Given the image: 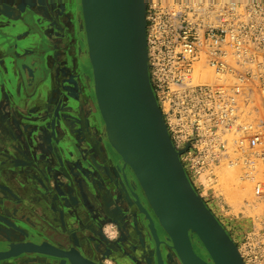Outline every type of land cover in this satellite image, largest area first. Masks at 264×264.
<instances>
[{
    "label": "built area",
    "instance_id": "1",
    "mask_svg": "<svg viewBox=\"0 0 264 264\" xmlns=\"http://www.w3.org/2000/svg\"><path fill=\"white\" fill-rule=\"evenodd\" d=\"M148 77L182 168L234 173L262 205L236 245L264 264V0H144Z\"/></svg>",
    "mask_w": 264,
    "mask_h": 264
},
{
    "label": "flooded vegetation",
    "instance_id": "2",
    "mask_svg": "<svg viewBox=\"0 0 264 264\" xmlns=\"http://www.w3.org/2000/svg\"><path fill=\"white\" fill-rule=\"evenodd\" d=\"M26 1L29 2V0H0V60L4 59L5 66L8 68L6 75H4V71L0 67V76L2 80L3 77H9L11 71L9 69L10 65L8 61L12 59L18 75L16 76L17 80H14V90H11L8 83L4 84L9 90L5 88L8 93L3 94L0 97V124H4V127L7 125V123H5L7 115L9 114L7 106L12 108V103H14L15 106L17 105L16 107L21 106L22 104L28 105V107H36L38 105L40 109L41 100H45L47 97L54 96L55 94L58 95L55 89V84L58 79L56 70L57 68H60L61 60L66 59L68 64L73 65L74 67H76L77 62H81L82 65H80L79 68L76 67L78 72L75 73L78 76L77 80L80 83L79 88L82 96L87 101L81 105L79 112L76 113L75 110H72L71 113H61L59 116L56 114L57 109L54 108L56 105L53 100L52 103H48L50 106H53V116H44L43 119L42 116L38 115L39 111H35L36 109L34 111L31 109H29L30 111L24 109L23 119H21L20 122L26 125L29 129L33 128V126H36L37 128L41 127L40 125L45 126L49 124L51 131L42 126L39 130L40 132H33V138L35 139L37 136L43 137L44 143L46 142L45 140H52L53 138V142L54 140L57 141V143H53V159L55 157L62 161L66 159L68 161L70 156L65 152H63L62 159L61 157H57V155L60 154L57 149L60 148L62 150L66 146L64 145L67 141L66 137H69L71 134L70 131H66L64 125L65 122L63 120H66V122L70 120H79V125H81L80 132L85 136L87 135L86 137L89 136L88 138L91 139L93 143V155L91 153H82L80 162L83 165L84 163L87 164L96 174L98 172H111V176L114 177L116 183H118L119 187L117 188L119 189V193H121L119 195L120 199H116V197L114 198V196L111 195L109 198L108 196H104L102 201L104 204L103 209L108 215L105 214L106 217L114 220L121 235L127 237V234L121 232L122 230L124 231L125 216L123 215V210L126 209L127 206H130L128 209L131 212H138V217L144 224L147 225L149 219L152 220L157 239L151 231L149 232V235H145L146 240H143L142 237L139 238L137 234L139 232L134 231V234L137 236L135 235L136 237L132 238L133 240L130 241L129 244L121 245L120 242L109 244L106 239L107 237L102 230L103 222H105L103 218L105 216L104 214L103 216L97 214L95 217L94 208L89 202L87 196H80L71 192L69 197H66L65 194V197H62L61 194L60 196L55 194V191L60 193L59 189H62L59 187V184L62 182L64 173L56 171L54 167L52 177L53 191L52 188H48V192L53 195L56 200L50 202V208L40 204V207H43L44 209V213L37 212L33 208L35 207V204L39 205V203L35 202L38 200V196H31L23 191H19L18 194H16L9 186V188L4 187L6 185L5 183L3 187L0 186V188H2L1 191L3 192V196H0V205H3L8 209V214L0 213V220L5 223L2 224V222H0V251L7 250L8 244L11 242L29 241L37 244L48 242L63 250H69L73 247L77 249L81 255L98 264H107L106 262H103L106 259H109L111 264H134L133 258H136L134 255V250L136 248L135 245H138L139 247L142 246L141 249H144L145 246L148 249H145L146 256L144 261L138 260V263L135 262L136 264H142V262L143 264H181L172 253L168 256L166 255L167 249L170 250L169 245L172 244L168 239L166 232L160 226L156 216L146 204L142 191L129 167L124 165L121 158L109 148L105 140L100 137V133L97 132V128L92 122V118L94 113L97 112V108L94 102L95 98L89 100L90 97H94L92 80L90 79L92 75L91 66L89 62H87L86 57H83L86 56V54H83L84 35L80 28L78 18L79 13L72 14L69 8V2L72 1L75 9L79 10L81 5L80 0H30V2L36 1L34 7L31 5H25L24 2ZM43 1H45L44 4L41 3ZM46 11L51 13V15L53 14V17L51 15L48 16ZM16 14L17 16H14ZM66 27L69 28V31ZM78 28H80L82 38L78 32ZM67 32L69 33L70 39L72 38V41L74 40L72 42L74 52H72L70 56L68 53L62 55L64 54V47L62 48L64 43L62 41L65 40L64 36L67 35ZM5 40L9 42H6ZM27 40H31L32 42L36 41L37 44L28 43L25 46L24 42ZM80 49L82 50V55L79 53ZM43 80H46L48 83V92L45 94V98H41V94L39 93L35 95L38 84ZM18 86H20L21 92H18ZM22 88L24 89V93L22 92ZM44 92L46 93V91ZM58 93L60 94V92ZM68 104L75 107L76 103L74 100H69ZM74 125L75 128L73 129H79L77 123ZM3 135L5 134L0 132V138L3 137ZM15 136L16 135L11 134L10 138L12 140L14 139V141L11 142H16ZM32 144L33 145L29 147V151H33L36 145H38L37 142ZM9 146H11V148L13 147L12 149L17 147L15 144H9ZM1 148L2 147L0 146V158H13L11 160H16L14 157H16L18 153L16 154V152L13 151L12 154L11 150L7 152L5 148ZM18 148L19 147H17V149ZM40 152L41 151H39V153ZM90 155L95 157L94 161L93 158L89 157ZM22 156L23 153L22 155L18 154V157ZM94 163H97L99 167L95 166ZM66 164H69V162ZM18 167L21 168V166ZM43 176L45 179H49L47 183L52 181L51 178L48 177V174L43 173ZM36 180L41 182L38 176H36ZM5 193H7V195H4ZM35 197H37V199ZM52 203H54L53 207L51 205ZM66 203L70 204V207H65L64 205ZM137 203L145 209L147 216L146 213H139ZM87 204L89 205L87 206ZM68 212L73 216L72 220L69 222L66 221V218L69 217ZM14 220L24 222L25 226H16ZM69 224H71L73 228L69 226ZM75 227L77 229L76 232L73 231ZM82 229L93 231L95 235H98L99 239L102 241L99 242L102 244L101 249L104 251V254L97 256L90 247H88L89 250L83 247L84 245H82L83 242L81 243L82 239L80 238L82 235V231L80 230ZM122 236H117V238L120 240L122 239ZM105 242L107 244L103 245ZM199 246V243L194 241L192 244L193 251L207 262L212 263L211 260L207 259L208 257L204 254V250ZM30 255L51 258L53 259V264H59L60 262L70 264L65 258L39 254H20L16 257L0 260V263L7 262L13 258Z\"/></svg>",
    "mask_w": 264,
    "mask_h": 264
},
{
    "label": "water",
    "instance_id": "3",
    "mask_svg": "<svg viewBox=\"0 0 264 264\" xmlns=\"http://www.w3.org/2000/svg\"><path fill=\"white\" fill-rule=\"evenodd\" d=\"M80 4L84 17L96 7H103L107 15L104 38L90 56L93 87L98 96L107 101L115 121L134 144L173 214L191 227L205 248L212 262L207 263L244 264L235 243L186 176L179 160L184 150H176L171 143L149 83L144 0H80ZM120 64L126 71L127 95H118L109 80L110 70ZM143 181L140 177L142 188L148 190ZM137 205L147 216L145 209ZM155 215L180 262L200 264L192 248L193 236L170 225L161 214ZM149 228L156 238L151 219ZM20 254L61 257L70 264H98L73 247L63 250L48 242L29 241L9 243L7 250L0 251V260Z\"/></svg>",
    "mask_w": 264,
    "mask_h": 264
},
{
    "label": "rangeland",
    "instance_id": "4",
    "mask_svg": "<svg viewBox=\"0 0 264 264\" xmlns=\"http://www.w3.org/2000/svg\"><path fill=\"white\" fill-rule=\"evenodd\" d=\"M29 2L26 1L24 3L25 5H31L32 7H34L36 4V1H32L30 3ZM41 3L44 4L45 1ZM69 3H70L69 8L72 14H74L75 12L74 3L72 1H70ZM47 14L48 16L51 15V13H48V12ZM14 16H17V14ZM51 16L53 17V14ZM79 19L81 20V17ZM80 23H82V20ZM66 29L69 31L68 27H66ZM83 31H84V27H83ZM78 32L81 36L80 28H78ZM64 39L65 40L62 41L64 43L62 45V48L64 47L63 49L64 54L62 55H65V53H68V55L70 56L72 52H74V47L72 45V42L74 40L72 41V38L70 39L68 32H67V35L64 36ZM5 41L9 42L7 40ZM84 45H85V42H84ZM83 54H86L85 46L83 49ZM83 57H86V56H83ZM61 61L62 62H61L60 68H57L56 70L58 74V79L55 84L56 85L55 89L58 95L55 94L54 96L47 97L46 98L47 100L46 99L41 100L40 109L38 105L36 107L29 106L30 107L29 108L28 105H25V104H22L21 106L16 107L17 105L15 106V104L12 103V108H9L7 106L9 110V114L10 113L11 114L7 115V119L5 122L7 123V125H5V127H4V124L3 125L0 124V132H3V134H5L3 135V137L0 138V146L2 147L1 149L5 148L7 152L11 150L12 154H13V151H15L16 154L18 153L20 155H22L23 153V156L18 157V154H17L16 157H14L16 159L15 161L11 160L13 158H9V159L0 158V186L3 187L6 184L4 187L6 188L10 187L11 190L14 191L16 194H18L19 191H23V192H26V194L28 193L31 196L32 195L38 196V200L35 202L39 203V205L35 204V207H33L34 210L37 212L39 211L37 210V207H40V204L46 207L48 206L50 208V202H54L56 200L53 197V195H51L48 192L49 191L48 188H52V191H53V178L52 177H53V168L55 167L56 171L64 173L63 179L61 177L62 182L59 184V187H61L62 189H59L60 193L58 191L57 192L55 191V194L57 196H60L61 194L62 197H65V196L69 197L70 196L69 194L71 192V193H76L80 196L81 195L87 196V198L89 199V202L94 208L95 217L97 214L99 216H103L104 214L105 216L103 218L105 222H103V225L102 224L101 225H102V230L104 232V235L107 237L106 239L109 244H112V243L116 244L117 242H120L121 245L129 244V242L133 240L132 238H135L137 236L136 234H134V231L139 232L137 233L139 238L142 237L143 240H146L145 235H149V232L151 231L149 228V222L147 225L144 224L138 217V214H137L138 212H133V211L131 212L128 209L130 206H127L126 209L123 210L124 211L123 215L125 216L124 227H123L124 231L122 230L121 232H124L125 234H127L128 235L127 237L126 236L123 237L121 235L118 229V226L115 224L114 220L106 217L107 213L103 209L104 204L102 201L104 199V196H108L109 198V196L111 195V196H114V198L116 197V199H120L119 195L121 193H119V189L117 188L119 187L118 183H116V180L114 179V177L111 176L110 174L111 172H107V171L106 173L98 172L96 174L95 171L92 168H90L87 164L84 163L83 165L80 162L82 153L92 154L93 143H92V140L88 138L89 136L86 137L87 135L85 136L83 133L80 132L81 125H79L80 124L79 120H74V121L70 120L68 122H66V120H63L65 122L64 125L66 128V131H70L71 134L69 135V137H66L67 141L64 144L66 146L62 150L60 148L57 149V151L61 154V155L60 154L57 155V157H61L62 159L63 152H65L67 153L68 156H70L69 157L70 161L69 160L67 161V159L62 161L55 157L53 159V143H57V141L55 140L53 142V138L52 140H45L46 141L45 143H44L43 137L37 136L35 139L33 138V132L34 133L38 132L40 128L44 125H40L41 127H37V128L36 126H33V128L29 129L26 127V125L20 122V120L23 119L24 109L27 111H30L29 109L33 111L36 109L35 111H39L38 115L42 116V118L44 116L46 117L53 116V106H50L49 104L52 103V101L54 100L55 105H56V107L54 108L57 109L56 114L60 116L61 113L63 114H65L66 112L71 113L72 110H75L76 113L79 112L81 109V105L87 101L82 96L81 90L79 88L80 83L77 80L78 76L75 73V72H78L76 67L78 66L77 68H79V65L77 64L76 67H74L73 65L68 64V61L66 59H63ZM79 63L81 65V62ZM147 70H148V67H147ZM90 79L92 80V88H93L92 75ZM58 92H60V94ZM92 98H95V97H90L89 100L90 99L92 100ZM69 100H72V101L74 100V102L76 103L75 107L68 104ZM92 122L97 128L96 129L97 132L100 133L101 135L100 137H102L103 139L104 138L107 139L105 137L103 128H101L103 127V123L101 121L98 109H97V112L94 113ZM75 123L79 125L78 127L79 129H73L75 128L74 127ZM44 127H46L48 130L51 131V127L49 126V124L45 125ZM102 132H103V136H102ZM11 134L16 135L15 136L16 142H11V141H14V139L12 140L10 138ZM87 138L91 141H89ZM34 142H37L38 145H36L33 151H29V147L33 145L32 143ZM9 144L11 145L15 144L19 148L17 149L16 147L15 149H12L13 147L11 148ZM39 151L41 152L39 153ZM92 155H90L89 157L93 158V161H94L95 157H93ZM67 162H69V164H66ZM94 165L99 167L97 163H94ZM18 166H21V168ZM222 170H225V169H221L215 173L217 175V179L219 180V182H218V185L213 186V187L212 186L204 187L202 185H198L195 183V178L189 175H188V179L193 189L201 197L206 207L212 212V214L216 217L218 222L226 230V232L229 234L230 238L233 240L235 245H238L239 241L242 238L243 231L251 225L253 216L259 215L263 212V207L262 205H257L254 208L248 207L244 202L245 200L247 199L249 200L250 198V195L248 194V192L246 193L244 189L243 190L241 189L242 184H239L238 181H236L237 179L234 176V173L232 172L230 173L229 171H222ZM43 173H46L49 175L48 177L51 178L52 180L50 183H47L49 179H45L43 176ZM36 176L40 178L41 182L36 180ZM1 189L2 188H0V196L1 195L3 196V192L1 191ZM4 195H7V193H5ZM35 198L37 199V197ZM63 201H64V198H63ZM66 204L64 205L65 207H68V206L70 207V204L68 205ZM51 205L53 207L54 203H52ZM88 205L89 204H87V206ZM41 209H43V207H41ZM7 210L8 209L5 206L0 205V213L8 214ZM138 210H139V213L142 212L139 209V207H138ZM68 215L69 217L66 218L67 222L72 220V217H73L71 214H69V212H68ZM14 221H15L16 226L18 225L25 226L24 222H21L19 220H14ZM136 221H138L139 224ZM0 222H2V224H5L1 220ZM135 222L137 223V225ZM69 226L73 228L71 224H69ZM73 231L74 232L77 231L76 227ZM80 231H82L81 232L82 235L80 236V238L82 239L81 243L83 242L82 245H84L83 247L85 249L89 250L88 247H90L93 250V252L96 253L97 256L104 254V251L101 249L102 244L100 243L102 241L99 239L98 235H95L93 231H88L87 229L85 230L82 229ZM117 236H122V239L119 240ZM191 241H192L191 242L192 244L194 241H197L200 245L199 247L204 250V254L208 257L207 259L210 260L208 253L206 252L205 248L203 247V245L200 243V241L195 235L193 236V239ZM106 244L107 243L105 242L103 245H106ZM135 246L136 248L134 250V255L136 258L135 259L133 258L134 262L132 261L134 264H136L135 262H137L138 260L144 261L145 256H146L145 249L147 248L145 246L144 249H141L142 246L141 247H139L138 245H135ZM169 248L170 250L167 249L166 255L168 256L170 255V253H172L179 260L174 249L171 247V245H169ZM103 262H106L107 264H111V261L109 259H106ZM0 264H53V259L47 258V257L30 255V256H22V257L13 258L7 262L0 263ZM59 264H64V263L60 262Z\"/></svg>",
    "mask_w": 264,
    "mask_h": 264
},
{
    "label": "bare ground",
    "instance_id": "5",
    "mask_svg": "<svg viewBox=\"0 0 264 264\" xmlns=\"http://www.w3.org/2000/svg\"><path fill=\"white\" fill-rule=\"evenodd\" d=\"M77 11L78 10L75 9L74 14L79 13L78 18L81 17L82 20V23H80L81 20L79 19V23L80 28L82 29V34H85L83 41L85 42L84 46L86 49L87 62L90 64V56L95 53L104 38L107 15L103 7H96L93 11L86 14L85 17L83 16L81 5L79 12ZM82 26L84 27V31ZM79 53L82 55L81 49ZM77 64L80 67V63L77 62ZM109 80L118 95L128 94L126 71L124 67L121 66V64L119 66L113 67L110 70ZM93 94L95 97V104L103 123V127L101 128H103L105 137L107 138H104V140L109 145V148L112 149L121 158L122 162L129 167L133 177L142 191V195L144 196L143 198L148 207L151 209L154 215L156 213L161 214L173 227L177 228L181 232L187 231L189 233V237L191 235L194 236V232L191 227L187 223L179 220L173 214L171 208L166 203L161 193L158 191L155 181L147 172V168L142 162L140 154L135 150L134 144L126 132L115 121L108 107L107 101L98 96L94 87ZM140 177L144 180L143 183L148 188V190L142 188L139 182ZM37 210H39L38 212L40 213H44V209H41V207H37ZM194 254L196 259L199 260L200 264H208L206 260L198 256L195 252Z\"/></svg>",
    "mask_w": 264,
    "mask_h": 264
},
{
    "label": "crops",
    "instance_id": "6",
    "mask_svg": "<svg viewBox=\"0 0 264 264\" xmlns=\"http://www.w3.org/2000/svg\"><path fill=\"white\" fill-rule=\"evenodd\" d=\"M34 38V37H33ZM39 38V37H38ZM33 40V39H32ZM37 44V42L36 41H29V40H27V41H25L24 42V44H25V46H26V44ZM26 50V49H25ZM25 50H24V52H25ZM45 58H46V56H45ZM44 58V59H45ZM5 61H4V59H2V60H0V67L3 69V71H4V75H6V72L8 71V68L5 66V63H4ZM8 63H9V65H10V75H9V77L8 78H4L3 77V80H2V78H1V76H0V87H1V89H0V92H1V94H0V97L3 95V94H6V93H8L6 90H5V88H7V87H5V83H8L9 84V86H10V88H11V90H14L13 89V84H14V80L16 81L17 80V77L16 76H18L17 75V71H16V69H15V65H14V61H13V59L12 60H9L8 61ZM48 78V77H47ZM19 79V78H18ZM20 82H21V80H20ZM47 85H48V83L46 82V80H43V81H41L39 84H38V86H37V88H36V93H35V95L36 94H41V98H45L46 97V95L45 94H47V92H48V87H47ZM8 89V88H7ZM5 90V91H4ZM9 90V89H8ZM22 92L24 93V89L22 88ZM44 91H46V93L44 92ZM50 91V90H49ZM18 92H21V90H20V86H18Z\"/></svg>",
    "mask_w": 264,
    "mask_h": 264
}]
</instances>
